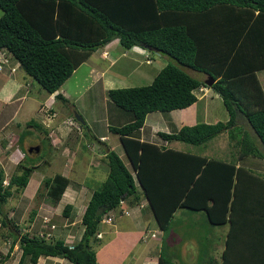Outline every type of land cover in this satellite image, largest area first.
Instances as JSON below:
<instances>
[{
  "label": "trees",
  "instance_id": "1",
  "mask_svg": "<svg viewBox=\"0 0 264 264\" xmlns=\"http://www.w3.org/2000/svg\"><path fill=\"white\" fill-rule=\"evenodd\" d=\"M0 8V49L12 54L49 93L91 51L113 38L124 48L140 45L168 57L150 83L107 90L115 104L133 114L132 120L110 127L119 133L132 169L115 150L106 152L108 173L87 201L76 243L67 244L49 227L51 237H40L42 223L31 233L28 222L21 229L13 221L4 205L14 192L24 190L35 165L18 162L21 170L7 183L0 166V227L12 237L6 253L0 252V262L18 242L16 264H35L40 255L96 264L92 239L104 214L121 200L136 203L143 196L163 231L178 208L202 210L213 225L229 223L221 260L212 256L206 264H264V172L132 134L147 112L195 102L203 84L221 97L227 120L198 121L160 134L167 140L202 144L226 132L240 159L247 155L264 159V87L257 74L264 69V0H0ZM186 68L213 77V83ZM68 181L60 173L44 177L51 202H58ZM70 210L66 203L61 212L69 215ZM158 264L176 262L161 250Z\"/></svg>",
  "mask_w": 264,
  "mask_h": 264
},
{
  "label": "crops",
  "instance_id": "2",
  "mask_svg": "<svg viewBox=\"0 0 264 264\" xmlns=\"http://www.w3.org/2000/svg\"><path fill=\"white\" fill-rule=\"evenodd\" d=\"M90 57H92V60L88 62ZM12 58L14 57L12 54H10L9 62L6 66L4 65L3 69L0 71V117H3V122H0V142L3 143V148L0 143V149L2 148L3 152L1 153L0 151V159L3 157V154L8 155L7 158L9 159L12 157H15L16 159V150L19 153H22L18 148V143L19 139L23 137V135L20 134L17 137L15 131L18 129V127L14 125L12 129L7 130L8 125H10L11 121L15 117H18L20 114L23 117H26L25 126L29 128H38V126H35V122L38 123L37 125H40V130L43 131L46 136H48L50 145L47 152L45 153L46 156L44 160H40L39 162L42 161L43 164V162L48 161L46 165L50 166L53 159L58 160L60 165L56 167V172L54 174L60 173L69 179L61 198L55 203V206L51 204H49V206L55 209L60 208L59 210H61V206H59L60 200L63 204L68 203L71 205L70 213L69 215L65 216V220L63 221L62 225L60 224L58 226L56 222H51V215L47 213L43 214L42 216L48 217L50 219V223L55 225L52 230H54V233L58 237L63 238L67 244H74L78 241L82 234L83 224L81 223V216L93 191L88 188L85 183L91 176L97 177L101 173H105L107 176L108 162L106 152L110 149L115 150L122 160L127 164V166L132 169L129 159L125 160L123 158V152H125V149L122 143L120 141L111 143L105 142L109 139L108 133L113 131L110 128L112 125L119 126L132 120L133 118L131 111L118 106L109 98L107 90L113 87L144 85L150 83L158 70L168 62V57L164 54L150 50L149 48L140 45H133L130 48H124L120 45L118 38H113L91 51L89 56L73 70L71 75L76 73L80 66H86L85 76L83 79L84 81H82L80 84H78V81H76L74 85L69 84L66 87H62L64 83L63 82L54 92L49 93L45 90V92L41 94L39 91H37L36 95L31 94L30 86L32 85L29 86L31 83L26 78V76H31L25 75L20 78L18 75V69L21 68V66L16 58H14L15 62H12ZM186 69L189 73L198 77L199 79L205 80L208 77L203 72L193 70L191 68ZM261 70H258L257 74L262 83L261 77L259 75ZM77 88H79L80 91L76 97H74V101L77 99L78 102H81V100L84 99L85 101L91 100L92 102L98 103L97 98L92 99V97L95 96L94 92L97 90V97H103L104 99L102 105L103 115H97L96 112L92 110L89 112L88 117L89 115L92 116L94 113L95 116L91 117L92 120L89 122L86 115L78 112L83 118V122H75L71 119V117L73 114L72 111H74V114L76 111L74 110V106L71 104L70 113L61 114V116H59V113L55 112L53 105L56 104L58 101L57 99L59 98L60 100H63V104H68L67 102L69 100V96L74 95ZM57 93H59L61 97H57ZM40 94L42 95L43 100H40ZM214 96H218V94L212 89V87L201 84L197 89V100L195 102L181 108H173L170 110L157 109L147 112L142 126L133 131L132 134L141 140L150 141L160 146H169L176 149L187 150L184 148H178V143L176 145L175 142L181 140H167L160 134V132L174 133L177 132L183 125L194 124L198 121H217V118H209L213 116V113L209 110L207 100L212 99ZM64 106L65 105H61V109H64ZM46 109L48 112H46ZM121 109H124V114L125 111L130 112L131 117L124 123L111 124L110 115H120L122 112ZM43 110H45L46 114ZM40 111L43 112V116H41V120H38L37 118ZM32 112L34 113V117H36V119L31 117ZM48 113L50 116H48ZM57 116L58 120L49 121L50 118H55ZM59 117H62V119ZM224 120H227V118ZM29 121L32 123L29 124ZM102 125L105 126V129L104 131H99L97 128L103 127ZM88 133L98 142L95 140H85V135ZM117 135L120 140L119 133H117ZM71 136L72 140L70 141ZM41 143L42 140H40L38 144L41 145ZM40 145H38L39 149L37 151L30 150L31 147L34 146H27L28 151L39 152L41 149ZM118 147L120 149H117ZM202 152L203 153L199 154L208 155L209 157H216L214 155L208 154L205 148L202 150ZM235 155L236 157H233L232 159H228L227 157H222V159L234 160L237 162V164H243V160L245 157H247L245 156L240 159L238 152L235 153ZM246 164L248 165H246L247 167H253H251L248 163ZM34 168L31 174L34 171ZM254 168L255 167L252 169ZM257 168H255L256 171L261 173L264 172V170H261L259 167ZM79 170L83 171L82 175L77 173ZM43 177L44 176L41 173V180ZM40 178L39 176H36V181L34 183L33 178L29 177V181L26 185L27 190L32 188V186L29 187L30 184H32L31 181H33L32 189L38 187L40 184ZM86 192H88L89 195L86 200L83 201L86 197ZM75 209L78 211L76 212ZM14 211L15 210L12 209L9 212V216H12ZM107 216H111V220L109 222L105 220ZM154 220L155 218L153 216L152 210L149 208L148 200L143 196H141L140 201L136 203H130L128 199L122 200L118 207L106 212L103 218L100 220L96 236L92 239V243L96 251V264H158V257L162 249H159L156 242H147L149 238L148 236L150 234V236L154 238L159 232L163 231L158 226L157 222H153ZM78 221L79 224H77ZM24 223L25 222L23 221L22 224ZM26 224L27 223H25L24 226H26ZM154 224L157 227H154ZM223 224H228L227 230L225 232L227 235L229 223L227 222ZM3 233L6 235V231H1L0 234L4 236V241H8L10 245L11 241L9 242V235L7 234L8 236H5ZM152 233H154V235H152ZM118 234H121L119 236L120 238L130 236L131 238L122 245L119 242ZM183 244L185 245L187 243ZM138 245L139 248H137ZM112 246L113 249L109 250L105 261H103L102 258L99 260L98 252H102L104 249H106V247ZM17 247L20 253L19 245ZM224 247L225 241L223 242V247L220 250V257H214L215 259L221 260ZM7 250L0 249V252L6 253ZM187 250L188 249H183V256L189 258L191 253L189 254ZM12 254L13 250L10 256L7 259L2 260L0 264H5L9 258L11 259L9 264H16L19 257L14 258V256H11ZM199 254L200 252L198 253V256ZM171 259L176 262V264H181L179 263L177 257L176 260L173 258ZM28 264L31 263L28 262ZM35 264H72V262L66 257L40 255Z\"/></svg>",
  "mask_w": 264,
  "mask_h": 264
},
{
  "label": "rangeland",
  "instance_id": "3",
  "mask_svg": "<svg viewBox=\"0 0 264 264\" xmlns=\"http://www.w3.org/2000/svg\"><path fill=\"white\" fill-rule=\"evenodd\" d=\"M1 13H2V10L0 8V15ZM90 60H92V57L88 59V62ZM12 62H15L14 58H12ZM85 70H86L85 65L80 66L76 73L70 75L64 81L62 87H66L69 84L74 85L76 81H78V84H80L82 81H84L83 79L85 76ZM18 75L21 78L22 76L29 75V74H27L25 70L21 67L18 69ZM259 75L264 85V69L260 71ZM26 78L31 83L29 84V86L32 85L30 86L31 94L36 95L37 91H39L41 94L45 92V89L42 88L40 84L36 80H34L32 76L31 77L26 76ZM140 83H144V82H140ZM79 91H80L79 88H77L76 93L72 96H69V100L67 102L68 104H63L64 101L58 98L57 99L58 101L56 102V104L53 105L55 112L59 113V116H61V114L70 113L71 112L70 104H71L72 106H74V110L76 112H80L83 115H86L89 122L92 120L91 117L95 116L94 115L95 113H94L92 116L89 115L88 117V114L90 111L94 110L97 115L99 114L103 115L102 105H103L104 99L103 97H97V90L94 92V95L96 97L94 96L92 97V99L97 98L98 103L92 102L91 100L85 101L84 99H82L81 102H78L77 99L74 101V97H76ZM41 94L39 95V98L40 100H43ZM207 101L209 105V110L212 111L213 113V116L209 118H217V120L218 119L224 120L225 118H228L229 115L219 95L214 96L212 99H208ZM61 105H65L64 109H61ZM110 105H114V104H110ZM110 110H113V109H110ZM43 111L45 113V110ZM121 111L122 112L120 115H115V114L110 115L111 124L124 123L126 120H129V118L131 117L130 116L131 113L128 111H125V114H124L123 113L124 109H121ZM46 112H48L47 109H46ZM72 113L73 114H72L71 119L74 121H77L74 117V111H72ZM41 116H43L42 111H40L37 119L41 120ZM48 116H50V114ZM31 117L36 119V117H34L33 112L31 113ZM2 118L3 117H0V122H3ZM25 118L26 117H23L20 114L18 117H15L11 121L10 125H8V128H7V130H10L12 129V127H14V125H16L18 127V129L15 131L17 137L20 134L23 135V137L19 139V143H18V148L23 154L19 153L16 150L17 152L16 159L15 157H12L11 159H9L7 158L8 155L3 154V157L0 159V166L4 170V183L5 181L8 182L10 175L14 171L17 172L21 170L17 166V163L19 161H22L23 164H26V165H36L33 173L30 176V178L31 177L33 178L34 183L36 181V176H39L40 178L41 173L43 174L44 177L52 176L56 172L55 171L56 167L60 165L59 161L56 159L52 160V164L50 166L46 165L48 161L43 162V164H42V161L39 162L40 160H44L46 156L45 153L47 152L48 147L50 145L49 138L48 136H46V134L43 131H41L38 128L26 127ZM59 118L62 119V117H59ZM53 120L54 121L58 120V116L55 118L53 117L50 118L49 121H53ZM240 122L244 124V128L248 129L249 132L253 133L252 128H250V126L248 127L247 124L241 120ZM97 129L99 131L101 130L104 131L105 126L101 128H97ZM108 135H109V139L105 142L111 143V142L120 141L117 133L110 131ZM85 138H86L85 140H88V141L95 140L93 137L89 135V133L85 135ZM40 140H42L41 145L38 144ZM71 140H72V136L70 138V141ZM0 143L3 148V143L2 142ZM175 143L176 145L177 143L179 144L178 148H184V149L196 152V153H203L202 150H204L205 148L208 154L214 155L220 158L227 157L228 159H232L233 157H236L235 153L238 152L237 151L238 147L234 145L231 142V140H229L226 132L220 133L214 138L202 144H191V143L183 142V141H178ZM36 145H40L41 149L39 152H33V151L29 152L28 151L27 146L31 147V146H36ZM119 147L117 149H120ZM2 148L0 149L1 153H3ZM123 153H124L123 158L125 160H128L126 153L125 152ZM38 162H39V165H38ZM246 163L250 164L251 167L252 166L255 168L259 167L261 170H264V159L263 158L253 156V155H247V157H245V159L243 160V165L246 166L247 165ZM107 169H108V164H107ZM77 173L82 175L83 171L79 170ZM104 174L105 173H101L97 177H93V176L89 177L85 185L91 190H93L95 187L99 186L100 183L105 179L106 174L105 175ZM41 178L39 179L40 184L38 187H35L34 189H32L33 181H31L32 184H30L29 187L32 186V188H30V190H27V187H26L22 192H16V193L14 192V194L10 198H8L7 202L4 205L5 209L8 210V214L12 209L15 210L14 214L11 217L13 218V221L19 224L21 229L22 227H25L24 226L25 223L28 222V225L31 226V229H30L31 233H33L34 231L38 229L39 225L42 223V215L45 213L51 215V222L52 221L56 222L58 226L60 224L61 225L63 224V221L65 220V216H66L61 212L65 204V203L64 204L61 203L62 202L61 200L59 201V206H61V210H59L60 208L55 209L49 206V204L55 206V203L51 202L50 198H48V196L46 195V192H45L46 187L44 186L43 179L41 180ZM88 195L89 193L86 192V197L84 198L83 201L86 200ZM75 210L76 212L78 211L77 209ZM75 219H78V218H75ZM23 221L25 222L24 224H22ZM153 222L156 223L155 220ZM77 224H79V221ZM154 227H157V226L154 224ZM227 227H228V224H215V225L210 224L206 218L205 213L202 210H190L186 208H179L177 209L174 215V218L171 222L169 229L166 231L159 232L157 236L154 238H152L150 234L148 236L149 238L147 242H150V243L156 242L157 246L159 247L160 250L161 249L163 250L164 254H166L168 257L173 258L175 260L177 257L179 263L181 264H206V261H208L209 257H212V256L215 258L220 257V254H221L220 250L223 247V242L225 241V237H226L225 232L227 230ZM5 230H6V227H2V228L0 227V232L5 231ZM120 235L121 234H118V239L122 245L125 244V242L131 238V236L120 238L119 237ZM11 239L12 237L9 236V242L11 241ZM183 243H187V244L184 245ZM18 245H19L18 242L14 244L13 254L11 255V256H14V258H18L20 254L18 247H17ZM8 247H9L8 241L5 242L4 236L0 234V249L7 250ZM137 248H139V245L137 246ZM112 249H113V246L106 247V249H104L102 252H98L99 260L100 258H102V260L105 261L109 253V250H112ZM183 249H188L187 252L189 254L191 253L189 258H186L183 256ZM199 252L200 254L198 256ZM10 260L11 259L9 258L8 261L5 262V264H9ZM127 264H131V263H127Z\"/></svg>",
  "mask_w": 264,
  "mask_h": 264
},
{
  "label": "built area",
  "instance_id": "4",
  "mask_svg": "<svg viewBox=\"0 0 264 264\" xmlns=\"http://www.w3.org/2000/svg\"><path fill=\"white\" fill-rule=\"evenodd\" d=\"M5 61H6V57L3 55V52L0 51V69L3 68V63H4ZM105 220L109 222V221L111 220V216H107ZM54 226H55V225H54L53 223H50V219H49L48 217H46V216H42V225H41V229H39V231H38L37 234H38L40 237H43V238L48 239V238H50L51 235L53 234L52 231H50V230L48 229V227L52 230V229L54 228ZM98 235H100V234H98ZM152 235H154V233H152Z\"/></svg>",
  "mask_w": 264,
  "mask_h": 264
},
{
  "label": "water",
  "instance_id": "5",
  "mask_svg": "<svg viewBox=\"0 0 264 264\" xmlns=\"http://www.w3.org/2000/svg\"><path fill=\"white\" fill-rule=\"evenodd\" d=\"M213 81H214V78L213 77H210V78L205 79V82L207 84H209V85H211L213 83ZM74 116H75V118L78 121L83 122V118L81 117V115L78 112H75ZM38 149H39V146L38 145L37 146H34V147H31V150H36L37 151Z\"/></svg>",
  "mask_w": 264,
  "mask_h": 264
},
{
  "label": "clouds",
  "instance_id": "6",
  "mask_svg": "<svg viewBox=\"0 0 264 264\" xmlns=\"http://www.w3.org/2000/svg\"><path fill=\"white\" fill-rule=\"evenodd\" d=\"M0 51H2L3 52V55L6 57V61L3 63V67H4V65L6 66L7 65V63L9 62V55H10V53L7 51V50H5V49H0ZM3 69V68H2ZM2 69H0V71L2 70ZM12 70H13V68H12ZM75 117V116H74ZM76 119V118H75ZM77 120V119H76ZM75 122H78V120L77 121H75ZM37 146V145H36ZM24 156V155H23ZM5 183H7V182H5ZM122 201V200H121ZM98 235V234H97Z\"/></svg>",
  "mask_w": 264,
  "mask_h": 264
}]
</instances>
